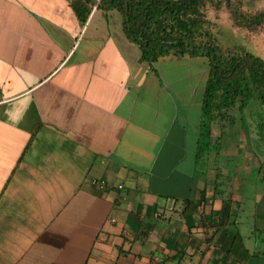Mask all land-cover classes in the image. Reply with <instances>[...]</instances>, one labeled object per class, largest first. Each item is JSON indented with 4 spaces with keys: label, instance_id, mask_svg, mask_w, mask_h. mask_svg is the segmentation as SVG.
<instances>
[{
    "label": "crops",
    "instance_id": "1",
    "mask_svg": "<svg viewBox=\"0 0 264 264\" xmlns=\"http://www.w3.org/2000/svg\"><path fill=\"white\" fill-rule=\"evenodd\" d=\"M71 2L0 0V264H264V213L245 244L197 166L208 61L143 62Z\"/></svg>",
    "mask_w": 264,
    "mask_h": 264
},
{
    "label": "trees",
    "instance_id": "2",
    "mask_svg": "<svg viewBox=\"0 0 264 264\" xmlns=\"http://www.w3.org/2000/svg\"><path fill=\"white\" fill-rule=\"evenodd\" d=\"M208 1L212 0H72L71 6L82 24L95 6L104 12L118 11L124 34L139 46L143 62L153 64L169 55L208 60L198 144L209 151L221 149L218 142L214 144L215 127L221 121L235 123L233 111L245 110L254 99L264 106V59L245 50L221 49L218 37L208 28L204 10ZM227 6L239 27L255 31L264 23V10L246 14L231 1ZM259 128L264 135V121ZM220 215L218 224L226 225L228 205Z\"/></svg>",
    "mask_w": 264,
    "mask_h": 264
},
{
    "label": "rangeland",
    "instance_id": "3",
    "mask_svg": "<svg viewBox=\"0 0 264 264\" xmlns=\"http://www.w3.org/2000/svg\"><path fill=\"white\" fill-rule=\"evenodd\" d=\"M228 1L246 14L264 10V0L208 1L204 9L209 19L208 28L218 37L219 46L222 50H245L264 59V23L255 31L237 26L227 6ZM232 115L235 123L231 125L228 121H221L215 127L214 144L218 142L217 146H221V149L212 147L208 151L205 146L203 150L197 148V166L199 169L210 167L211 182L217 172L218 185L224 187L225 184L229 191H235L240 199L239 231L243 242L248 245L249 236L255 231L257 215L264 213V135L259 128V124L264 121V106L254 99L245 110L233 111ZM198 116L199 113H196L194 119ZM222 134L225 136L220 138ZM204 142L202 139V143ZM260 228L258 233L263 238L264 226Z\"/></svg>",
    "mask_w": 264,
    "mask_h": 264
},
{
    "label": "built area",
    "instance_id": "4",
    "mask_svg": "<svg viewBox=\"0 0 264 264\" xmlns=\"http://www.w3.org/2000/svg\"><path fill=\"white\" fill-rule=\"evenodd\" d=\"M93 183L100 189H105L109 184L106 181L94 180ZM119 188H122L120 185Z\"/></svg>",
    "mask_w": 264,
    "mask_h": 264
}]
</instances>
